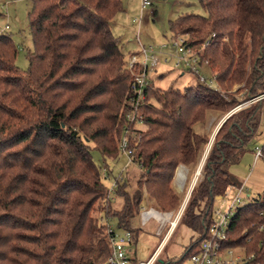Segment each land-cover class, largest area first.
Here are the masks:
<instances>
[{"label":"trees","instance_id":"16d2710c","mask_svg":"<svg viewBox=\"0 0 264 264\" xmlns=\"http://www.w3.org/2000/svg\"><path fill=\"white\" fill-rule=\"evenodd\" d=\"M29 1L33 47L25 71L15 64L12 37L0 32V264H111V234L100 217L113 218L135 243L143 197L160 212L179 208L208 146L180 218L196 236L180 259L158 256L152 264L197 253L215 197L242 184L230 168L259 127L264 99L230 110L264 92V0H198L205 15L170 21L168 38L186 34L195 49L205 44L200 59L220 90L196 77L183 87L151 81L137 109L143 127L125 120L131 77L111 31L123 1ZM211 109L226 117L209 143L210 132L197 126ZM124 134L139 171L117 179L113 192L122 202L115 207L89 143L115 158ZM179 164L188 167L181 194L171 186ZM222 246L251 255L237 264H264V194L235 209Z\"/></svg>","mask_w":264,"mask_h":264},{"label":"rangeland","instance_id":"374dc122","mask_svg":"<svg viewBox=\"0 0 264 264\" xmlns=\"http://www.w3.org/2000/svg\"><path fill=\"white\" fill-rule=\"evenodd\" d=\"M123 3V11L118 12L111 20V31L117 37L119 45L126 56L132 52L140 50L141 45L147 48L164 42L170 36V21L177 19L179 16L187 13L205 15V10L198 0H153L152 5L145 8L141 7L140 0H123ZM125 4H127V7ZM29 8V0H0V32H5L12 37L17 48L15 64L22 71H25L28 68L26 55L28 50H32L33 47L28 27L29 22L27 12L29 11ZM182 35L186 39L188 38L186 34ZM197 50H201V47L197 48ZM178 71L179 70L174 66L172 61L167 64L161 63L157 66V73H163V75L162 77L154 76L153 83L158 86L172 84L174 86L183 87L194 81L195 76L192 73H189V71L184 70V73L180 74ZM203 73L205 76H208L209 74L206 69H204ZM251 103L252 102H247L246 100L239 105L240 108H243ZM207 112L204 122L201 125H198L197 129L201 128L210 132V139H212L217 128L226 117V113L217 109H211ZM140 127H143V125H140ZM89 145L91 147L92 158L100 169L103 182L107 189L111 188L114 180L125 176V174H130L131 177L134 178V175L138 173L139 168L134 163H129L127 155L122 151H120L115 158L103 157L97 149L92 147L91 143H89ZM248 145L249 147L243 153L240 161L232 165L230 168L231 172L244 183L245 191L241 195L242 200L240 204L250 201L256 195L264 194V151L262 156L255 159V148L259 147L264 149V100L258 130L254 137L249 141ZM203 159L204 157H202L201 163ZM180 165L181 164L177 166L173 177L174 182L172 180L171 183V186L172 184L174 185L176 190H173L177 194H181L185 187L183 184L186 180L188 169V167L184 165V179L182 182H179L178 177L176 178V176ZM196 170L197 168L191 175V178H189L183 201L185 200V196L189 194L191 189L196 185L200 177V172L195 175ZM105 172L108 173L106 176L103 174ZM190 186L191 189L189 190ZM235 191V188L230 189L231 197L235 194ZM108 197H110V200L115 207H120L122 201L119 198H116L113 191L109 192ZM150 200L151 199H149L147 195L143 197L141 210L153 205L150 203ZM220 204L221 202L217 199L214 201V222H217L219 219L217 210ZM177 209L178 208L168 212H173ZM223 210L224 209L221 211ZM108 221L113 229L116 231L119 230L116 227V221L113 218L108 219ZM133 223L139 227V234L136 242L128 247L130 248L129 257H135L136 260L145 261L152 254L168 225L163 226L162 231H157L159 225L158 222L150 220L145 225H141L139 215L133 218ZM195 236L196 233L190 227L179 221L175 230L170 234L166 241L160 245L158 250V254L160 253L159 257L161 259L171 260L180 259L184 254L186 247ZM248 254L249 253L245 251L243 247L232 246L231 256L227 253H224L223 256L225 258H230L237 255L247 256ZM179 264L195 263L192 262L189 257H186L180 261Z\"/></svg>","mask_w":264,"mask_h":264},{"label":"built area","instance_id":"2783aa9c","mask_svg":"<svg viewBox=\"0 0 264 264\" xmlns=\"http://www.w3.org/2000/svg\"><path fill=\"white\" fill-rule=\"evenodd\" d=\"M152 3L153 0H140L142 8L152 5ZM204 46L205 44L201 46V49ZM170 61L179 70L178 72L181 71L180 73H184L183 71L187 70L196 77L198 82L215 90H220L215 73L211 71L208 60H201L199 50L191 46L183 35L178 34L170 37L156 46L153 45L146 48L141 45L140 50L128 54L126 58V67L131 77L130 88L133 93L130 97L132 107L128 108L125 114V120L127 122H133L139 126L142 125L143 119L142 115L137 111L138 106L145 101V90L150 86L153 77L161 74L157 73V66L161 63L167 64ZM204 69L208 71V76H205L203 73ZM261 99H264V92L247 102H254ZM238 109H240V105L234 107L230 112ZM125 132H128L127 129ZM127 145V135L124 134L120 140V150L127 155L128 162L133 163L131 150L128 149ZM262 154V148H255V159L262 156ZM103 174L106 176L108 173L105 172ZM116 186L117 179L114 180L111 188L108 189V194L110 191H114ZM231 188H235L236 190L232 197L230 196ZM244 191V183H242L239 186L229 187L223 194L215 197V200L217 199L221 202L217 210L219 219L217 222H212L209 228V235L201 242L199 251L189 257L192 262L195 264H237L251 257V255H237L230 258L223 256L224 253L230 256L232 254V248L223 247L222 241L226 238V228L230 217L233 215L235 209L242 205L240 204L242 200L241 195ZM187 199L188 194L185 196L183 203L174 212H160L151 206L140 211L139 219L141 225H145L148 221L154 220L159 223L157 231H162V227L165 225L168 226L151 256L145 261L138 260L133 264H152L154 262L159 255L158 250L160 245L166 241L179 223ZM222 209L224 210L221 211ZM108 219L101 216L99 220L105 226L107 232L111 234V254L108 258L109 262L111 264H132L129 259L130 249L128 248L132 244L131 232L129 230L116 231L109 224Z\"/></svg>","mask_w":264,"mask_h":264},{"label":"bare ground","instance_id":"6f19581e","mask_svg":"<svg viewBox=\"0 0 264 264\" xmlns=\"http://www.w3.org/2000/svg\"><path fill=\"white\" fill-rule=\"evenodd\" d=\"M184 175H185L184 174V168H183V166H180V168L178 169L177 176H176V178L178 177L179 182L183 181Z\"/></svg>","mask_w":264,"mask_h":264},{"label":"water","instance_id":"95a60500","mask_svg":"<svg viewBox=\"0 0 264 264\" xmlns=\"http://www.w3.org/2000/svg\"><path fill=\"white\" fill-rule=\"evenodd\" d=\"M213 136H214V135H213ZM213 136H212V138H213ZM211 140H212V139L209 140V143H211ZM208 149H209V147L207 148V150H208ZM207 150H206V152H205L204 155H203L204 158L206 157ZM202 163H203V161H202ZM202 163H200V166L197 167V170H196V172H195V175L198 174V173L200 172V169H201V165H202ZM188 195H189V194H188Z\"/></svg>","mask_w":264,"mask_h":264},{"label":"crops","instance_id":"0c3cea01","mask_svg":"<svg viewBox=\"0 0 264 264\" xmlns=\"http://www.w3.org/2000/svg\"><path fill=\"white\" fill-rule=\"evenodd\" d=\"M122 1H123V0H122ZM123 4H124V3H123ZM125 6L127 7V4H125ZM180 166L185 167V166L182 165V164H181ZM173 182H174V180H173ZM242 183H243V182H242ZM172 187H173L174 190H176L173 184H172ZM173 212H174V211H173ZM132 224H133V226H136L133 222H132ZM156 246H157V245H156ZM155 248H156V247H155ZM129 249H130V248H129ZM154 250H155V249H154ZM159 255H160V253H159ZM159 255H158V256H159Z\"/></svg>","mask_w":264,"mask_h":264}]
</instances>
